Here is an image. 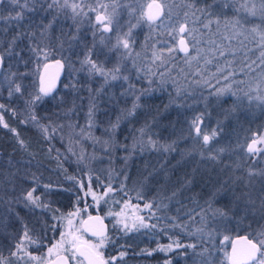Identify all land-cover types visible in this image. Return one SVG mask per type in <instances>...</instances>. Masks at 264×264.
Segmentation results:
<instances>
[{"label": "trees", "instance_id": "1", "mask_svg": "<svg viewBox=\"0 0 264 264\" xmlns=\"http://www.w3.org/2000/svg\"><path fill=\"white\" fill-rule=\"evenodd\" d=\"M186 2L198 9L199 22L208 13L218 20L214 32L203 33L202 47L207 48L206 38L221 36L223 29L226 37H238L226 44L240 53L230 57L223 73L235 72L226 82L231 87L217 84L218 90L224 87L232 93L264 69L257 59L261 41L249 43L255 47L250 49L243 35L240 40L232 33L238 28L264 29L261 0ZM60 5L58 0L0 4L3 264H40L61 236L66 241L67 218L78 211L83 218L95 213L106 218L109 233L101 253L105 259L115 257L114 264H213L215 253L229 249L230 242L222 241L227 231L233 237L264 241V157L255 161L244 143L253 133L261 136L264 124H255L242 106L231 108L225 99L215 100L222 98L215 94L218 90L200 85L202 61L184 64L179 53L164 61L158 75L146 79L140 71L142 55L114 57L108 45L107 61L98 60L103 71H93L85 59L89 53L93 59L102 54L97 49L102 37L86 30L80 18L69 23ZM17 15L22 18L15 19ZM144 25L145 33L134 32L129 44L139 54L156 42L148 32L150 23ZM55 58L64 60L65 75L58 90L45 97L39 93V72L44 62ZM37 95L40 100L34 99ZM202 102L221 104L217 136L210 145L190 134L194 118H209L200 108ZM70 133L87 150L84 158L71 154ZM243 186L251 191L247 198L252 203L244 198ZM258 188H263L260 194ZM33 189L42 207L26 200ZM129 203L142 210L131 230L114 217ZM251 226L262 233L257 235ZM25 228L34 242L24 238ZM83 235L95 243L100 239ZM120 252L126 255L120 258ZM70 261L84 264L77 256ZM217 263L226 264L223 259Z\"/></svg>", "mask_w": 264, "mask_h": 264}, {"label": "rangeland", "instance_id": "2", "mask_svg": "<svg viewBox=\"0 0 264 264\" xmlns=\"http://www.w3.org/2000/svg\"><path fill=\"white\" fill-rule=\"evenodd\" d=\"M60 1V0H58ZM149 0L143 1V3H139L141 5V10L144 9L146 4L148 3ZM164 6L165 9V15L163 19L149 27V33L152 35L150 36L151 38L155 39L154 45H150L149 47H143V52L139 54V51L136 52L135 47H131L129 45L128 49H124L122 45L118 46V38L119 39H128L129 44H131L132 40V35L133 32L129 29L127 31H120L121 29L120 26H118L114 19L117 20V15H115L113 12L112 16V21L115 25L113 33L111 35H104L102 36L103 38V43H101V39L98 42L97 49L98 51L100 50L102 54L99 55L98 57H95L94 59L92 56H89V59H91L93 62H95L97 65H100V62L98 60H101L102 62H106V52L108 45H111V54L114 57H119V58H125L126 56L129 57H134L137 59V55L140 56L142 55L143 61L140 63L142 64L141 67V72L143 76L148 79L153 77L154 75H158L156 72H159V70L163 67L164 61L169 59L170 56L168 55L167 48L173 47L177 43V33L175 29L178 27L179 24L181 23H186L188 26V29L191 32V35L188 38V43L191 46V52L188 54L189 57L195 56L196 59L191 60L189 63H186V57L183 56L182 62L184 64H192V63H199L202 61V66L204 69V72L202 74V79L199 81L200 85L207 86L209 89L212 91H217V84L221 85L224 84L226 85L227 79L224 78V70L229 67V62H230V57L234 56L232 53H235L236 56L240 54L237 50L231 49L228 45H226L228 42H236L238 40V37H226V30H221L222 35L218 36H210L206 38L208 45L207 48L205 49L202 47V42L204 41L205 37H203V33H212L214 31L211 30L213 24H217L218 20L213 19L208 13V18H203L201 22H199V17L197 16L198 9L194 8V5L190 2H186L187 0H159ZM194 2V0H193ZM84 4L88 5L89 9H94L99 5L100 3H97L95 0L90 1L87 0L84 2ZM195 4V2H194ZM203 5V4H202ZM82 6V5H81ZM72 9V8H71ZM77 10H80V7L77 8ZM117 10V9H116ZM196 10V11H195ZM112 14V13H111ZM110 14V15H111ZM142 14V12H141ZM216 18V17H214ZM118 21V20H117ZM116 21V22H117ZM193 22V24H191ZM207 24L208 26L205 27L204 25ZM233 30V29H232ZM263 30H253V29H243V28H238L235 29L232 33L235 35H240V40L241 36L245 38V41L247 44V48L253 49L255 48L253 44L254 40H260V32ZM225 33V34H224ZM224 34V35H223ZM186 36L188 35L187 33L185 34ZM194 44V46H193ZM132 46H134L132 44ZM134 49V50H133ZM224 51L225 55L221 56L220 52ZM135 52V53H134ZM161 58L156 59L154 53H161ZM248 52V50H247ZM177 53H173L171 57L175 56ZM45 58H47L45 56ZM206 61H210V63H206ZM89 65V64H88ZM91 67V65H89ZM217 68H220L221 71H217ZM244 85L243 83L241 85H238L236 88L232 89V93L228 92L224 87H222L223 91H220V88L215 94L220 95L222 98H215V100H226V104H228L231 108L233 105H237L238 107L242 106L243 108L240 107L241 110L245 111L246 114H248L250 117L253 118V122L255 124H264V69H262L261 72L255 74L253 77L249 78V80L245 81ZM260 85L259 89H257V85ZM227 88L229 89L231 86L226 85ZM219 92V93H218ZM234 92L238 93L239 96L241 97L240 99L238 98V95L235 94ZM245 97V98H244ZM208 100V99H206ZM247 101V104L246 102ZM243 102V105H242ZM202 111L208 115L209 118H207L206 121H202L203 125L201 127L202 132L211 134L212 131H215L217 128V114L220 112V107L221 104H213L212 106H209L205 104V102H202ZM206 105L208 106V109L205 110ZM214 109V110H213ZM208 126L210 127L211 131H208ZM62 129V126H61ZM217 131V130H216ZM215 131V132H216ZM254 134V133H253ZM253 134L251 136L245 137L244 143L246 144V151H247V146L248 143L252 140ZM258 135V134H257ZM71 137L73 140H67L68 145L71 147L70 152L71 154L74 153L75 155L79 156L80 158H84L86 156L87 150L83 149L84 147L81 145V143H76V139L71 133L67 135ZM217 136V134H216ZM216 136L211 140V143L214 142L216 139ZM261 139H264V131L261 134V136H257V141H260ZM75 140V141H74ZM98 141V140H96ZM209 144V145H210ZM258 149H262L261 151H258L253 155L255 161H260L264 157V143H259L258 142ZM91 152V151H90ZM97 152V151H94ZM248 153V151H247ZM94 154V153H93ZM97 154V153H96ZM249 154V153H248ZM257 165V164H256ZM263 188H258L257 191L260 194L262 192ZM242 192L244 193L246 200H248L247 195L249 196L250 190L247 189V187H242ZM94 194V193H93ZM93 194L91 195L93 198ZM255 194V193H254ZM258 194V195H259ZM256 195V194H255ZM97 195L95 194V199ZM96 205H99L98 201H96ZM248 202H250L248 200ZM252 203V202H250ZM146 209V207H143ZM142 211L141 208L137 204L129 203L127 208L122 209L119 213L113 214L114 217H116V222L119 223V221H124L129 225V230H131L135 225L137 221V217L139 212ZM89 216V215H87ZM86 216V217H87ZM85 218V217H84ZM82 217V213L80 211L76 212L75 214H72L70 217L67 218L66 224H67V231L65 232V235L67 236L66 241L71 239V236H69V233H71L72 236L79 237L83 241H87L89 244H97L98 242H91L85 238L83 233L81 232V228L79 227V230L77 228V225H80L82 220L84 219ZM69 221H71V225L69 224ZM121 224V223H119ZM251 229L253 231L257 230V227L251 226ZM241 228H237L235 230L236 233L240 231ZM82 234H81V233ZM257 235L261 234V231L257 230ZM225 237H228L227 240H225ZM232 234L230 232H226L223 234L222 241L223 242H230L232 239ZM257 242V241H256ZM261 247L262 245L260 242H258ZM57 245V244H56ZM55 245H53L51 248H53ZM230 246V245H229ZM64 247L67 248L68 245L67 243L64 244ZM103 248V247H102ZM99 248V251L101 252V249ZM50 249V248H49ZM228 250H221L217 253H215V256L210 258V262L213 264H218L217 261L219 259V262L223 259L225 260L226 264H228ZM66 254V253H65ZM264 256V255H262ZM53 257L48 256V251L44 258L41 260L40 264H44L47 260L51 259ZM261 254L258 260H256L254 263L251 264H262L264 257L261 258ZM217 260V261H216Z\"/></svg>", "mask_w": 264, "mask_h": 264}, {"label": "snow or ice", "instance_id": "3", "mask_svg": "<svg viewBox=\"0 0 264 264\" xmlns=\"http://www.w3.org/2000/svg\"><path fill=\"white\" fill-rule=\"evenodd\" d=\"M13 2H17V0H13ZM4 3V0H0V4ZM64 6H70L73 10L74 13H77V8L79 7V5L73 3L71 5L67 4V0H65V5ZM100 9H105L106 6L103 4H99L97 6ZM148 8L151 10L153 8L156 9V11L154 13H152L150 11L149 15H148V19L149 20H155L161 13L162 11V6L160 4H152V5H148ZM90 11H95L96 9H89ZM253 12H255V5H253L252 9ZM260 10L262 13H264V0H261V5H260ZM15 19L19 20L22 17L20 15H17L16 17H14ZM95 20L98 24L101 25V28L104 32H109L111 31V20L109 18H107L105 15L103 14H97L95 17ZM205 27H207L208 25L205 24ZM176 33H177V43L173 46V47H169L167 48V52L168 55L171 57L173 53H184V56L187 58L186 59V63H189L191 60L196 59L195 56H188L189 53V43H188V38L191 35L190 30L188 29V26L186 23H181L178 25V27L175 29ZM185 33H187L188 35H184ZM260 53L259 56L257 57V59H259L261 61V65H264V34H260ZM101 43H103V38H101ZM122 45V47L124 49H128L129 48V41L128 39H119L118 38V46ZM194 46V44H193ZM44 55H47V53L45 52ZM91 55V53H89V56ZM156 59H160L162 52L161 53H154ZM221 56L225 55L224 51L220 52ZM232 55H235V53H232ZM245 56H247V53H244ZM3 57H0V62H2ZM59 64V62H57ZM85 63L91 65V69L93 71H97V72H102V68L99 67L95 62H93L91 59H89L88 57H86L85 59ZM206 63H210V61H206ZM256 60L252 61V64H255ZM260 65H258L259 67ZM247 67L251 68V64H248ZM255 69H253L254 71ZM217 71H221L220 68H217ZM235 75L234 71H227L225 73L224 78L228 79L229 76ZM112 79H116L117 77L115 75H112L111 77ZM257 89H259L260 85L258 84ZM15 91L19 92L20 91V85L17 84L15 86ZM40 91L42 93H44V95H47L50 91H51V86L49 87H42L40 89ZM220 91H223V89H221ZM35 100H40L41 97L39 95L35 96L34 98ZM137 99H139V97H137ZM0 107H3V105H0ZM135 107H137V105H133V109H135ZM91 114V113H90ZM33 119H35V117H33ZM202 123L201 119L199 117L194 118L193 120V124H192V128L190 131L195 133V137H198L200 140H202V142L207 145L209 144V142L216 136V132L212 131L211 134L208 133H204L201 130L200 124ZM115 127V126H114ZM264 143V139H261L260 141H254L252 145L248 146V152L249 153H254V152H258L261 151L262 149H257L254 147L255 143ZM149 143H151L153 145V147H155V142L153 141H149ZM167 150V149H165ZM249 175H251V173H249ZM111 187H108V191H111ZM35 191V189H33L32 191L27 192L26 194V200L30 201L33 205H35L36 207H42L43 205L39 202V197H33V192ZM93 198L95 199V194H93ZM146 207H151L150 204H146ZM94 218L89 216L88 220L91 221ZM95 219H99V218H95ZM141 222H142V218H141ZM84 223H87V221H85ZM119 223H121L123 225L124 229H128L129 225L127 223H125L124 221H119ZM69 224L71 225V221H69ZM134 226V225H133ZM145 227H147V225H144ZM91 230V229H88ZM92 235L94 236H98L101 237L98 240L97 244H89L87 241H83L81 240L79 237L76 236H72L71 233H69V236H71V239H69L68 241H65V238L63 236H61V240L60 242L55 245L53 248H50L48 250V256L49 257H54V259L48 260L47 264H69L70 260L73 259L77 254L80 256H84L87 258L88 260V264H114L115 261V257L110 258V259H105L103 256V253H101L99 251V248L104 247L105 245V241L107 240V237L104 236L103 233V228H101L99 231L96 230H92ZM24 238L26 240H29V242H34L32 240V237H30L28 235V230L27 228H25L24 231ZM228 237H225V240H227ZM67 243L68 247L65 248L64 244ZM245 243L247 244V251L246 252H242V251H238L235 247L233 248V258H232V264H246V261L251 259L255 252L258 251L257 249V244L252 243L250 241H245ZM260 243L262 245H264V241H260ZM169 247H171V245H169ZM71 253V255H63L62 253ZM126 255L125 252H120L119 253V257L123 258ZM33 260H39L40 258L32 256L31 257ZM0 264H3V261L0 260Z\"/></svg>", "mask_w": 264, "mask_h": 264}, {"label": "water", "instance_id": "4", "mask_svg": "<svg viewBox=\"0 0 264 264\" xmlns=\"http://www.w3.org/2000/svg\"><path fill=\"white\" fill-rule=\"evenodd\" d=\"M152 4H160L162 6V11H161L160 15L155 20H149L148 19V15H149L150 11L152 13H154L156 11L155 8H153L151 10L148 8V5H152ZM164 15H165V9H164V6L161 3V1L151 0L148 2L147 6H146V19H147V21H149L151 23H157L163 19ZM189 49H190L189 50V53H190L191 52V46L190 45H189ZM179 54L184 56V53H182V52H180ZM0 57H2L1 53H0ZM57 62H59V64ZM3 64H4V61L2 59V62H0V74H1V71L3 69ZM65 69H66L65 62L61 58H55V59L47 60L46 62H44V64L41 66V69L39 72V77H38L39 93L42 96H45V97L52 96L58 90V88H59V86H60V84L64 78ZM49 86H51V91L47 95H44V93H42L40 91V89L42 87H49ZM202 125H203V122L200 124V127H202ZM257 136H258L257 133L253 134V138L248 143V146L252 145L254 141H257ZM210 143H211V141L209 142V144ZM209 144H207V145H209ZM248 146H247V149H248ZM254 147L258 149V142L255 143ZM254 153H256V152H254ZM254 153H249V154H254ZM89 216L93 217L94 219L89 221L88 220ZM89 216L85 217L81 222L82 232L87 237H90V238H101V237L92 235V230L99 231L101 228H103L104 236H107L109 233V224H108V221L106 220V218L100 213H95V214H92ZM95 218H99V219L97 220ZM85 221H87V223H84ZM88 229H91V230H88ZM246 240L257 244V249H258V251L255 252L254 256L251 259L246 261V264L254 263L256 260L259 259L260 254H261L260 244L258 242H256L255 240L251 239L248 235H237V236H234L230 241L229 252H228V264H232L233 248L234 247L238 251H242V252L247 251V244L245 243ZM62 254L67 255L65 253H62ZM76 256L78 258H80L84 262V264H88V260L86 257L80 256L78 254ZM51 259H54V257ZM51 259H49V260H51ZM47 261L44 264H47ZM69 264H71V261L69 262ZM262 264H264V260H263Z\"/></svg>", "mask_w": 264, "mask_h": 264}, {"label": "flooded vegetation", "instance_id": "5", "mask_svg": "<svg viewBox=\"0 0 264 264\" xmlns=\"http://www.w3.org/2000/svg\"><path fill=\"white\" fill-rule=\"evenodd\" d=\"M86 0H67V4L71 5L73 3L79 5L80 10H77L76 14L73 12L70 6H64L65 0H60L61 10L64 16H68L69 23L77 21L80 18V22L86 27V30H94L102 36L104 35H111L114 30V23L112 21L113 12L117 15V20L114 19L115 23L120 26V31H127L130 29L133 33L137 32L138 34L145 33V25L144 22L147 21L146 19V6L143 10H141V5L139 3H143L145 0H95L97 3L103 4L106 6L105 9H100L95 7V11H90L87 4H84ZM91 1V0H90ZM94 1V0H92ZM151 1V0H149ZM148 1V2H149ZM88 2V0H87ZM82 5V6H81ZM98 6V5H97ZM117 9V10H116ZM142 12V14H141ZM112 13V14H111ZM97 14H103L107 18L111 20V31L104 32L101 28V25L98 24L95 20ZM111 14V15H110ZM75 17V19H74ZM117 21V22H116ZM66 22V17H65ZM151 25L156 23H151L147 21ZM67 23V22H66ZM158 23V22H157ZM114 26V27H113Z\"/></svg>", "mask_w": 264, "mask_h": 264}]
</instances>
